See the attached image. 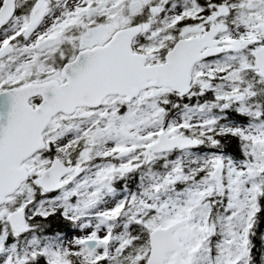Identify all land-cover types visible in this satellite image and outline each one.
<instances>
[{
  "label": "snow or ice",
  "instance_id": "snow-or-ice-1",
  "mask_svg": "<svg viewBox=\"0 0 264 264\" xmlns=\"http://www.w3.org/2000/svg\"><path fill=\"white\" fill-rule=\"evenodd\" d=\"M0 264H264V0H0Z\"/></svg>",
  "mask_w": 264,
  "mask_h": 264
}]
</instances>
